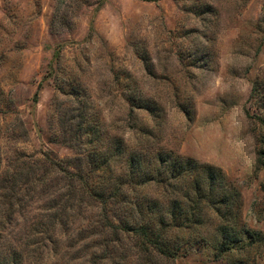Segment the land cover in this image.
Instances as JSON below:
<instances>
[{
  "label": "rangeland",
  "instance_id": "obj_1",
  "mask_svg": "<svg viewBox=\"0 0 264 264\" xmlns=\"http://www.w3.org/2000/svg\"><path fill=\"white\" fill-rule=\"evenodd\" d=\"M0 264H264V0H0Z\"/></svg>",
  "mask_w": 264,
  "mask_h": 264
},
{
  "label": "trees",
  "instance_id": "obj_2",
  "mask_svg": "<svg viewBox=\"0 0 264 264\" xmlns=\"http://www.w3.org/2000/svg\"><path fill=\"white\" fill-rule=\"evenodd\" d=\"M144 1H150V0H144ZM58 166L56 163L51 164L52 171L55 170V168ZM50 169L47 170L48 178H51L52 171L49 174ZM56 175V174H55ZM65 217L64 214L60 213L59 221L62 223L63 219L62 217ZM107 227L111 229L112 234H117L118 232H128L132 234L135 238L139 239L141 242L139 244L146 252H150V249H154L157 253H159L162 256L165 257H171L172 255V249L170 247L169 241L166 239L163 232L156 229L152 224H140L139 227L133 228L131 231H126L125 229L121 228V226H117L112 224V222H109L107 220ZM121 225V224H120ZM106 227V226H105ZM128 230V229H127Z\"/></svg>",
  "mask_w": 264,
  "mask_h": 264
}]
</instances>
